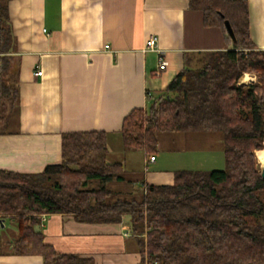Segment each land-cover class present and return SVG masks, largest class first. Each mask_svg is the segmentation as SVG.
Here are the masks:
<instances>
[{"label": "trees", "instance_id": "16d2710c", "mask_svg": "<svg viewBox=\"0 0 264 264\" xmlns=\"http://www.w3.org/2000/svg\"><path fill=\"white\" fill-rule=\"evenodd\" d=\"M9 2L0 0V134L18 123L20 110L19 62L8 52L16 43ZM189 6L202 12L204 25L224 32L227 48L186 54L166 89L124 118L120 135L126 150L151 157L162 132L222 131L225 168L178 170L173 184L122 188L115 184L126 180V168L107 162V132H64L60 163L33 173L0 169V219L17 224L15 254L40 255L44 264H89L91 258L47 243L35 228L41 216L113 224L128 215L144 263L264 264V177L256 155L264 149V50L250 34L248 0ZM248 72L258 81L241 82Z\"/></svg>", "mask_w": 264, "mask_h": 264}, {"label": "crops", "instance_id": "0c3cea01", "mask_svg": "<svg viewBox=\"0 0 264 264\" xmlns=\"http://www.w3.org/2000/svg\"><path fill=\"white\" fill-rule=\"evenodd\" d=\"M248 4L252 40L264 50V0ZM9 15L20 110L18 123L0 134V169L41 172L62 161V133L90 130L108 133L107 162L126 168V180L115 184L122 188L173 184L178 170L225 168L224 146L165 149L152 161L126 150L120 135L124 118L166 89L186 54L227 48L224 32L204 25L189 0H10ZM151 35L158 50L146 49ZM3 219L0 264H44L40 255L13 252L18 227ZM35 228L57 251L91 258L89 264H147L125 218L87 223L55 213Z\"/></svg>", "mask_w": 264, "mask_h": 264}, {"label": "rangeland", "instance_id": "374dc122", "mask_svg": "<svg viewBox=\"0 0 264 264\" xmlns=\"http://www.w3.org/2000/svg\"><path fill=\"white\" fill-rule=\"evenodd\" d=\"M258 77L254 73H245L241 82H257ZM224 146L222 131H195V132H162L159 134V145L156 154L161 150H184V149H200V148H217ZM257 153V152H256ZM257 155V154H256ZM260 168L263 164L258 160ZM204 170V168H196ZM129 220V216H124Z\"/></svg>", "mask_w": 264, "mask_h": 264}, {"label": "built area", "instance_id": "2783aa9c", "mask_svg": "<svg viewBox=\"0 0 264 264\" xmlns=\"http://www.w3.org/2000/svg\"><path fill=\"white\" fill-rule=\"evenodd\" d=\"M158 37L156 35H151L149 36V38L146 41V49L147 50H158ZM166 67V62L164 61L163 58H160V65L159 68L160 69H164ZM37 75H41L42 71H38L36 73ZM155 156H151L150 160L154 161L155 160ZM45 216V215H43Z\"/></svg>", "mask_w": 264, "mask_h": 264}, {"label": "water", "instance_id": "95a60500", "mask_svg": "<svg viewBox=\"0 0 264 264\" xmlns=\"http://www.w3.org/2000/svg\"><path fill=\"white\" fill-rule=\"evenodd\" d=\"M224 23H225V28L227 30L228 36L231 38V40L234 43L237 42V38H236L234 29H233L230 21L229 20H225ZM261 173H262V177H264V164L262 166ZM0 224H1V226L4 225V219H0Z\"/></svg>", "mask_w": 264, "mask_h": 264}, {"label": "bare ground", "instance_id": "6f19581e", "mask_svg": "<svg viewBox=\"0 0 264 264\" xmlns=\"http://www.w3.org/2000/svg\"><path fill=\"white\" fill-rule=\"evenodd\" d=\"M256 154H257V158H258V160H259L262 164H264V149L258 150Z\"/></svg>", "mask_w": 264, "mask_h": 264}]
</instances>
